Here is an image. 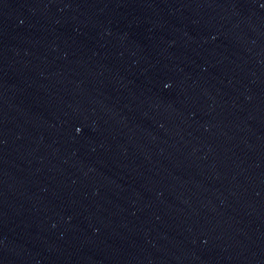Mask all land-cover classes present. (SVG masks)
I'll list each match as a JSON object with an SVG mask.
<instances>
[{"label":"water","instance_id":"obj_1","mask_svg":"<svg viewBox=\"0 0 264 264\" xmlns=\"http://www.w3.org/2000/svg\"><path fill=\"white\" fill-rule=\"evenodd\" d=\"M0 264H264V0H0Z\"/></svg>","mask_w":264,"mask_h":264}]
</instances>
